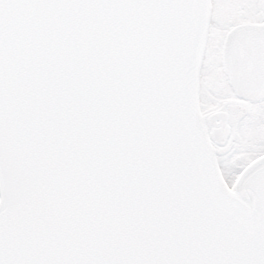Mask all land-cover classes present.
Masks as SVG:
<instances>
[{"label":"snow or ice","instance_id":"snow-or-ice-1","mask_svg":"<svg viewBox=\"0 0 264 264\" xmlns=\"http://www.w3.org/2000/svg\"><path fill=\"white\" fill-rule=\"evenodd\" d=\"M0 264H264V0H0Z\"/></svg>","mask_w":264,"mask_h":264},{"label":"water","instance_id":"water-1","mask_svg":"<svg viewBox=\"0 0 264 264\" xmlns=\"http://www.w3.org/2000/svg\"><path fill=\"white\" fill-rule=\"evenodd\" d=\"M209 12H210V8L190 14L193 22L199 25L201 43H203V38L207 34V29H208L207 21L209 18ZM241 24H246V23H241ZM184 28L185 31H187L188 25L185 24ZM231 30L232 29L230 28L226 32V34L230 33ZM183 43H184V38L178 35V39L175 43V48L179 50L183 46ZM219 58H220V62L222 63L223 62L222 48L220 49ZM198 84H199L198 69H193L192 74L189 78L187 95H185L183 91L184 85L179 80L176 83L175 90L173 92V95L175 96V102L171 105L170 110L176 120V124L173 127L172 131L177 136H184L185 134L191 135L196 120L201 117L198 109V97H199ZM217 112L218 111L210 115H214Z\"/></svg>","mask_w":264,"mask_h":264},{"label":"rangeland","instance_id":"rangeland-1","mask_svg":"<svg viewBox=\"0 0 264 264\" xmlns=\"http://www.w3.org/2000/svg\"><path fill=\"white\" fill-rule=\"evenodd\" d=\"M213 15L211 9L209 12V17ZM218 19V23L220 25L219 28L216 29L218 39L222 38L223 32L228 28V25L232 24L233 21H239V23H248L246 20L240 19L241 17H244L247 15V13L243 12L242 10H233L231 8H225L220 10L219 12L215 13ZM210 79L217 85V88L222 89L224 86V77L221 72V70H217L216 72L212 73ZM198 106H199V112L200 116L203 114L201 113V105H200V99L198 97ZM219 110L216 105H210L208 108V114H211L214 111Z\"/></svg>","mask_w":264,"mask_h":264},{"label":"flooded vegetation","instance_id":"flooded-vegetation-1","mask_svg":"<svg viewBox=\"0 0 264 264\" xmlns=\"http://www.w3.org/2000/svg\"><path fill=\"white\" fill-rule=\"evenodd\" d=\"M228 26H229V25H228ZM229 29H230V27H228V28L223 32L224 34H223L222 38L224 37V35L226 34V32H227ZM219 59H220V58H219ZM223 77H224V75H223ZM217 111H219V110H217ZM214 112H216V111H214ZM214 112H212V113H214ZM212 113H211V114H212ZM209 115H210V114H209Z\"/></svg>","mask_w":264,"mask_h":264}]
</instances>
